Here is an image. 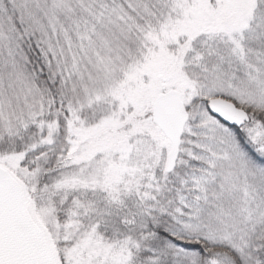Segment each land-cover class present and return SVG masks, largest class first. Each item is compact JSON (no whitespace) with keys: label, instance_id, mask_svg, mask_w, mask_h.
Returning a JSON list of instances; mask_svg holds the SVG:
<instances>
[{"label":"snow or ice","instance_id":"snow-or-ice-1","mask_svg":"<svg viewBox=\"0 0 264 264\" xmlns=\"http://www.w3.org/2000/svg\"><path fill=\"white\" fill-rule=\"evenodd\" d=\"M0 264H264V0H0Z\"/></svg>","mask_w":264,"mask_h":264}]
</instances>
